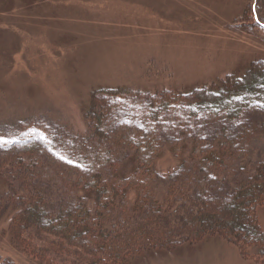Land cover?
I'll use <instances>...</instances> for the list:
<instances>
[{
  "label": "rangeland",
  "instance_id": "1",
  "mask_svg": "<svg viewBox=\"0 0 264 264\" xmlns=\"http://www.w3.org/2000/svg\"><path fill=\"white\" fill-rule=\"evenodd\" d=\"M262 58L264 0H0V146L12 148L58 127L82 141L89 133L91 96L105 95L98 89L133 98L187 92L240 76ZM262 118L250 109L236 127L239 120L222 115L186 121L169 112L162 125L173 137L157 167L168 173L188 157L192 142L216 148L245 127L247 161L264 160ZM229 145L234 149L233 141ZM220 181L228 194L227 180ZM166 186L163 180L152 183L156 198ZM6 202L1 194L0 264H82L73 255L47 252L40 260L28 253L25 243L38 250L51 236L39 227L38 233L16 234ZM259 220L264 232V208ZM173 244L166 251L141 252L128 264H264L258 250L243 253L220 236Z\"/></svg>",
  "mask_w": 264,
  "mask_h": 264
},
{
  "label": "trees",
  "instance_id": "2",
  "mask_svg": "<svg viewBox=\"0 0 264 264\" xmlns=\"http://www.w3.org/2000/svg\"><path fill=\"white\" fill-rule=\"evenodd\" d=\"M263 61H253L240 76L187 92L136 99L118 89H98L105 95L91 96L85 113L89 133L82 141L58 127L46 136L22 138L13 149L0 146L1 194L14 212L15 233H38L39 227L51 236L38 250L33 243L24 249L40 260L52 252L82 264H128L144 251L220 236L243 253L254 249L264 256V160L247 161L249 128L216 148L192 142L188 157L168 173L157 167L173 137L162 125L169 112L186 121L222 115L239 120L238 127L246 111L258 109L264 139ZM162 180L167 186L158 199L151 186Z\"/></svg>",
  "mask_w": 264,
  "mask_h": 264
}]
</instances>
